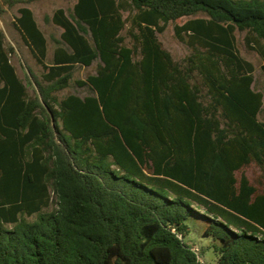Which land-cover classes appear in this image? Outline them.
<instances>
[{"label": "trees", "instance_id": "trees-1", "mask_svg": "<svg viewBox=\"0 0 264 264\" xmlns=\"http://www.w3.org/2000/svg\"><path fill=\"white\" fill-rule=\"evenodd\" d=\"M67 1L49 62L34 12L15 18L41 79H20L0 30V264H202L190 219L214 264H264V93L236 37L264 62V0ZM73 82L88 95L60 99ZM253 164L258 185L237 177Z\"/></svg>", "mask_w": 264, "mask_h": 264}, {"label": "rangeland", "instance_id": "rangeland-1", "mask_svg": "<svg viewBox=\"0 0 264 264\" xmlns=\"http://www.w3.org/2000/svg\"><path fill=\"white\" fill-rule=\"evenodd\" d=\"M25 1L26 0H19V3L11 10H8L5 16L0 19V30L5 35L6 47L14 48V53L11 54V62L16 68L18 76L28 84L27 77L29 76L31 79L33 78L32 75H29L28 70L30 72L32 70L38 79H41L43 68L32 56L28 47L24 44L20 33L14 27L15 18L19 16V9L22 7H28L34 12L36 21L48 40L49 59L47 62H49L52 59L55 50L53 38L59 39L63 30L52 22H48L47 18L51 19L58 9H64L66 10L67 15H70L75 2L67 0H40L32 4H27ZM128 15V13H125V17H128ZM186 20L187 19H182L176 22V24L183 25ZM174 26L175 24H170L163 34L158 35V39L163 48L172 54L173 59L177 62H181L188 57L192 51L186 44L180 42L175 37ZM124 35H126V33H124ZM245 35L246 33L236 32L238 50L244 59L254 64L256 69L255 76L257 79V89L264 93V62L255 51L247 48L245 44ZM127 45L131 46L130 40L127 41ZM96 70L97 63L90 68L79 67L74 72V81L85 80L88 76L96 74ZM29 94L33 97L37 94V89L34 84L29 86ZM70 94H78L85 97L88 95V91L86 89H78L73 82L70 88L59 93L58 96L60 99H63ZM260 120L264 121V111L260 116ZM243 174L248 177L252 184L258 185V183L262 181L263 170L253 164L243 169V171L238 172V179H240ZM55 209H57V201L56 198L53 197L50 210L52 211ZM188 225L191 228V235L188 237L187 241L200 252L202 264H214L216 261V254L211 247V240L203 236L206 225L205 222L190 219Z\"/></svg>", "mask_w": 264, "mask_h": 264}, {"label": "water", "instance_id": "water-1", "mask_svg": "<svg viewBox=\"0 0 264 264\" xmlns=\"http://www.w3.org/2000/svg\"><path fill=\"white\" fill-rule=\"evenodd\" d=\"M29 75L31 76V72L28 70ZM53 125H55L54 119H53Z\"/></svg>", "mask_w": 264, "mask_h": 264}]
</instances>
